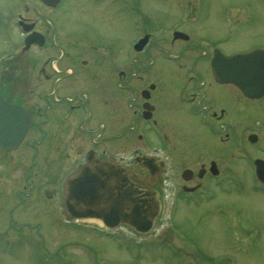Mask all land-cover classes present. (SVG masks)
<instances>
[{"label": "flooded vegetation", "instance_id": "obj_1", "mask_svg": "<svg viewBox=\"0 0 264 264\" xmlns=\"http://www.w3.org/2000/svg\"><path fill=\"white\" fill-rule=\"evenodd\" d=\"M62 2L51 5L41 0H17L16 9L10 13L13 27L10 30L15 37H6L0 46L3 48L0 95L25 110L28 128L20 144L8 150L0 160V182H25L22 189L26 191L21 189L19 193L23 192L29 201L34 196L49 202L53 205L50 211H59L67 221L70 218L62 201L63 183L87 159L93 162L113 158L120 162L126 168L124 182L139 185L155 182L153 187L161 202L158 217L162 216L163 223L170 219L165 209V206L170 207L167 203L193 202L198 204L197 208H202L200 203H212L216 193L225 196L232 182V135L235 131L232 121L241 119L246 111L264 114V95L250 97L234 84L216 79L210 66L211 57L219 48L216 44L210 45L209 52L199 48L196 35L173 38L171 34L168 40L165 38V44L172 48L167 53L176 63V71L171 75L178 87L176 93H172L174 102L166 104L162 118L169 119L182 113L187 118L195 117L199 123L198 139L195 135L191 141H183L185 137L172 125L170 132L172 135L177 133L178 137L175 141L167 127L158 123V117H161L158 82L136 72L132 61L120 68L114 59L110 58L108 63L99 52L88 51L91 43L86 38L83 40L80 34L73 37L70 25L60 19L61 13L58 15L56 10L61 11ZM17 21L25 32L16 25ZM141 33H148L151 38L150 32ZM26 38L30 42L28 45ZM161 38L164 36H159ZM132 52L138 55L137 51ZM202 60L208 62V67L198 66ZM83 86L92 89L122 86L120 93L113 96L105 117L114 121L127 118L129 125L122 129L116 125L110 128L105 118L97 126L89 127L87 119L92 118L93 113L81 90ZM117 95L128 100L122 110ZM83 113H86L84 119ZM141 131L158 139L159 145L150 146V151L134 147L128 154L114 153V146H119L122 137L135 134L136 138L139 134L138 137L144 139ZM242 141L246 146L241 148V157L251 158L248 145L256 150L258 145L261 146L259 152L264 150V142L255 130L246 131ZM107 142H111V149ZM255 159L264 161V157L251 158L255 189L264 194V179L256 176ZM4 160L8 162L10 174L1 172ZM36 202L32 201L25 210L32 214ZM158 221L157 218L153 229L160 226H157ZM117 229L136 233L126 225L111 230ZM238 231L244 236L239 237L240 242L248 235L257 237L258 241L253 240L251 244L257 246L253 251L257 257L264 248V215L257 218L251 228L240 220ZM170 250L176 255L180 253L177 249ZM234 260L235 264H243Z\"/></svg>", "mask_w": 264, "mask_h": 264}, {"label": "rangeland", "instance_id": "obj_2", "mask_svg": "<svg viewBox=\"0 0 264 264\" xmlns=\"http://www.w3.org/2000/svg\"><path fill=\"white\" fill-rule=\"evenodd\" d=\"M16 1L0 0V46L6 37H15L10 30L13 29L10 13L16 9ZM60 10L56 11L58 15L61 13L60 19L70 25L71 35L80 34L91 43L88 51L99 52L108 63L110 58L114 59L120 68L132 61L136 72L158 82L157 91L161 94L158 123L169 132L171 126H175L177 133L185 137L183 141L193 140L199 123L195 117L187 118L181 112L182 115L162 118L166 104L174 102L172 93H176L178 87L171 75L176 71V63L170 60L167 52L172 48L165 44V38L168 40L174 29H184L189 35H196L199 48L209 52L212 44L224 52L264 47V0H63ZM141 31L150 32L148 42H152L142 48L141 53L133 55L130 44ZM159 36L164 38L159 39ZM2 49L0 47V60ZM198 66L208 67V62L202 60ZM121 88L83 86L81 90L93 113L92 118L87 119L89 127L105 120L113 96L119 94ZM117 96L122 110L128 100ZM82 116L84 119L86 113ZM106 120L110 128L116 125L122 129L129 125L127 118ZM232 123L235 131L229 192L225 196L216 193L212 203H200L202 208H197L198 204L193 202L167 203L170 207L165 206V209L170 219L163 223L162 216V219L158 217L157 226H160L144 235L117 229L114 232L125 239L120 235L104 236L97 227L102 225L100 220L67 221L59 211H50L53 205L49 202L34 196H30L29 201L23 193L26 189H22L25 182H0V264H235L234 259L245 264H264V248L257 257L253 255L257 246L252 243L258 241L257 237L248 235L240 242L239 237L243 235L238 231L240 220L251 228L256 219L264 215V194L255 189L251 165V158L264 157V150L260 153L261 146L256 150L248 145L251 158L241 157V148L246 146L242 141L246 131H257L264 142V114L246 111L241 119ZM141 132L144 139L139 138V134L136 138L135 134L122 137L119 146H114V153L128 154L134 147L150 151V144L159 145L158 139ZM176 134H171L175 141ZM107 144L111 149V142ZM1 165L2 173H11L7 160ZM21 189L23 192L19 193ZM32 201L37 202L31 214L25 208L31 206ZM41 203L44 206H40ZM170 249H177L179 255Z\"/></svg>", "mask_w": 264, "mask_h": 264}, {"label": "water", "instance_id": "obj_3", "mask_svg": "<svg viewBox=\"0 0 264 264\" xmlns=\"http://www.w3.org/2000/svg\"><path fill=\"white\" fill-rule=\"evenodd\" d=\"M55 4L58 0H42ZM187 36L179 31L174 37ZM28 38V37H27ZM26 38V44L30 42ZM147 36L136 44L140 48ZM211 67L220 82H232L250 97L264 94V48H253L225 55L214 51ZM27 128V116L18 106L0 97V157L15 148ZM80 165L64 182L63 203L70 217H97L105 225L126 224L145 233L159 211V200L151 186L124 182L126 168L111 159ZM151 164L153 162L150 161ZM256 172L264 179V163L257 160Z\"/></svg>", "mask_w": 264, "mask_h": 264}]
</instances>
